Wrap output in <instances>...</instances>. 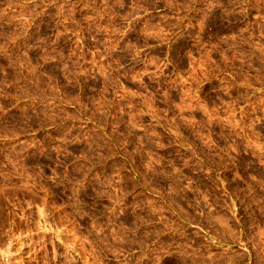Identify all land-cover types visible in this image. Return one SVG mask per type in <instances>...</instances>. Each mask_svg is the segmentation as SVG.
I'll return each mask as SVG.
<instances>
[{
    "label": "rangeland",
    "instance_id": "374dc122",
    "mask_svg": "<svg viewBox=\"0 0 264 264\" xmlns=\"http://www.w3.org/2000/svg\"><path fill=\"white\" fill-rule=\"evenodd\" d=\"M0 264H264V0H0Z\"/></svg>",
    "mask_w": 264,
    "mask_h": 264
}]
</instances>
